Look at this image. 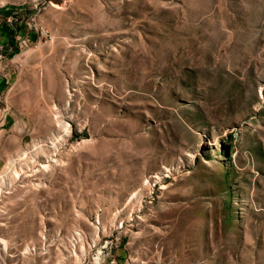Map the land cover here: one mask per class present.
<instances>
[{"label": "rangeland", "instance_id": "obj_1", "mask_svg": "<svg viewBox=\"0 0 264 264\" xmlns=\"http://www.w3.org/2000/svg\"><path fill=\"white\" fill-rule=\"evenodd\" d=\"M1 118L0 264H264V0H0Z\"/></svg>", "mask_w": 264, "mask_h": 264}, {"label": "crops", "instance_id": "obj_2", "mask_svg": "<svg viewBox=\"0 0 264 264\" xmlns=\"http://www.w3.org/2000/svg\"><path fill=\"white\" fill-rule=\"evenodd\" d=\"M6 119H0V169L6 164L8 158L20 153L23 139L16 133L17 125L13 122L6 126Z\"/></svg>", "mask_w": 264, "mask_h": 264}, {"label": "bare ground", "instance_id": "obj_3", "mask_svg": "<svg viewBox=\"0 0 264 264\" xmlns=\"http://www.w3.org/2000/svg\"><path fill=\"white\" fill-rule=\"evenodd\" d=\"M15 161H20V159L18 158V159H16ZM15 164H16V163H12L11 166L13 167V166H15ZM43 167H44V168H47L46 165H44ZM20 173H21V171H15V173H14V174H15V177L18 178V177L20 176Z\"/></svg>", "mask_w": 264, "mask_h": 264}]
</instances>
